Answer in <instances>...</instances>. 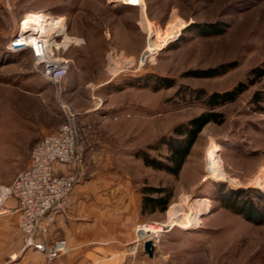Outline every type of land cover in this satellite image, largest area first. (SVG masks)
Returning a JSON list of instances; mask_svg holds the SVG:
<instances>
[{"label":"rangeland","instance_id":"rangeland-1","mask_svg":"<svg viewBox=\"0 0 264 264\" xmlns=\"http://www.w3.org/2000/svg\"><path fill=\"white\" fill-rule=\"evenodd\" d=\"M122 1L0 0V185L69 120L84 146L74 172L122 184L137 241L156 233L149 264H264V75L255 72L264 70V0ZM35 15L61 18L59 27L22 25ZM38 32L67 62L55 85L29 49L10 46ZM239 83L246 89L214 109L223 122L202 129L177 175L143 163L144 154L164 161L173 128ZM144 187L170 195L164 212L141 214ZM14 219L0 229L19 231Z\"/></svg>","mask_w":264,"mask_h":264},{"label":"crops","instance_id":"crops-1","mask_svg":"<svg viewBox=\"0 0 264 264\" xmlns=\"http://www.w3.org/2000/svg\"><path fill=\"white\" fill-rule=\"evenodd\" d=\"M55 169L58 173L73 170L67 165H56ZM89 173L88 167L81 168V182L73 187L65 209L55 214L44 237L48 245L66 241L67 251L51 264H132L134 253L147 260L132 228L137 217L134 199L119 192L122 184L91 181L86 177ZM4 206L16 208L17 203L8 199ZM14 216L0 215V221L15 223ZM157 262L151 260V264ZM0 264L47 262L42 253L24 245L18 230L0 229Z\"/></svg>","mask_w":264,"mask_h":264},{"label":"built area","instance_id":"built-area-1","mask_svg":"<svg viewBox=\"0 0 264 264\" xmlns=\"http://www.w3.org/2000/svg\"><path fill=\"white\" fill-rule=\"evenodd\" d=\"M122 3L139 7L142 0H123ZM35 35H25L26 42H31L30 46L18 44L19 39L24 38L21 35L10 46L29 49L36 61L42 65L44 79L55 85L65 76L67 62L54 56L51 36L43 35L39 37V41L34 40ZM38 35L39 32L36 36ZM83 154L84 146L79 142L73 124L68 120L56 131L37 140L31 147L25 168L16 175L10 185H0V215L13 213L16 215L24 245L42 253L47 264H51L67 251L64 239L48 245L44 237L54 222L55 214L65 209L73 187L82 180V175L74 170L58 173L55 166L77 167L82 163ZM8 199L16 201V208L4 206ZM144 227H137V231L143 232ZM151 234L153 236L150 239L155 251L157 235L153 232L146 234V237L149 238ZM144 240L146 238L139 239L138 242L143 243ZM132 264L149 263L134 256Z\"/></svg>","mask_w":264,"mask_h":264},{"label":"trees","instance_id":"trees-1","mask_svg":"<svg viewBox=\"0 0 264 264\" xmlns=\"http://www.w3.org/2000/svg\"><path fill=\"white\" fill-rule=\"evenodd\" d=\"M255 72H258L260 77L264 75V70L257 69ZM245 89L246 85L239 83L230 90L208 94L205 98L208 111L202 112L186 123L173 128L174 137L165 141L168 153L164 156V161L150 158L144 154L142 156L143 163L154 169L177 175L202 129L209 123L220 124L223 122L221 113L214 111V109L225 103L233 102ZM165 192V189L162 188L144 187L140 205L141 214L144 212L154 213L155 211L164 212L170 198V195Z\"/></svg>","mask_w":264,"mask_h":264},{"label":"bare ground","instance_id":"bare-ground-1","mask_svg":"<svg viewBox=\"0 0 264 264\" xmlns=\"http://www.w3.org/2000/svg\"><path fill=\"white\" fill-rule=\"evenodd\" d=\"M131 4H134L133 2H131ZM60 20L61 18H58V19H54L50 16H46V15H35V16H31L29 18H26L24 21H23V26L24 27H29L32 25V27H34L33 29H36L37 27V24L40 23L42 25V23L44 22H48L49 25L51 26V28H56V27H59L57 24L60 23ZM145 20V19H144ZM26 31V30H25ZM29 31V30H28ZM41 37V35H39ZM43 37V35H42ZM34 40H38L37 36L35 35V38ZM40 41V40H39ZM65 44L64 45H67V43H70L71 42V38H69L68 36H65L64 38V41H63ZM20 46L21 45H26V46H30L31 45V42H25L24 41H21V43L19 42L18 43ZM151 45V44H150ZM152 48L150 47H147L146 51L148 52H152ZM175 206H172L170 208V211H169V216L171 217L172 213H175V211L173 210ZM173 210V211H172ZM199 214V213H197ZM195 217V216H194ZM173 223V222H172ZM171 226L168 225V226H165L166 229L170 228ZM185 227V226H183ZM156 231H165V229H161V228H156ZM147 240H151V239H147Z\"/></svg>","mask_w":264,"mask_h":264},{"label":"water","instance_id":"water-1","mask_svg":"<svg viewBox=\"0 0 264 264\" xmlns=\"http://www.w3.org/2000/svg\"><path fill=\"white\" fill-rule=\"evenodd\" d=\"M142 251L148 258H151L153 256L154 246H153L151 240H146L143 242Z\"/></svg>","mask_w":264,"mask_h":264}]
</instances>
